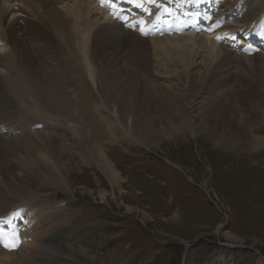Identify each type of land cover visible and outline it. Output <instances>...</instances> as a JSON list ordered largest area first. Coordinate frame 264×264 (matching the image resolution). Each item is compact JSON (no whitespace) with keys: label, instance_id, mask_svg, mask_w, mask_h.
<instances>
[{"label":"rangeland","instance_id":"374dc122","mask_svg":"<svg viewBox=\"0 0 264 264\" xmlns=\"http://www.w3.org/2000/svg\"><path fill=\"white\" fill-rule=\"evenodd\" d=\"M211 1L205 7L215 3L220 6L225 2L228 3L226 6H231L235 2L228 12H233L234 19L240 18L236 16L242 7L235 5L246 7L241 11L249 8L246 0ZM224 9L218 7L217 14H224ZM23 16L18 15V18ZM134 20H131L132 24ZM120 26L128 34L125 25ZM144 34L138 36L149 37ZM230 47L232 45L227 44L228 51L234 56L251 58L254 55L256 61L264 63L260 49L247 51ZM127 55V49H124L118 56L123 70ZM130 67L126 68L127 72L135 74ZM102 68H106L104 64ZM104 71L108 79L110 73ZM202 75V68L196 66L190 68L187 83L180 81L177 84L175 77L143 76L147 87L161 85L160 91L174 90L175 97L178 94L177 99L189 114L190 123L183 128L173 119L175 112H169L167 108H155L143 126L140 123L142 109L135 116L133 109L128 113L115 112L117 105L111 100L110 111L113 110L116 118L119 115V126L123 127L115 128L111 133L99 117L101 112L93 110L89 125L93 141L101 144L107 159L123 179L114 187L86 147L81 155L78 148L62 146L54 156L56 161L54 158L50 161L47 154L39 152L40 149L29 151V148L16 145L0 149V164L14 166L3 172L6 181L0 175V186L8 189L7 185H16L15 180L21 187L24 183L30 184L31 192L36 196L33 194V200L27 199L25 203L31 209H35V203L39 204L41 208L35 215L40 216L49 207L46 214L65 225L66 232L58 241L73 250L65 264H261L260 261H264V147L255 150L235 140L229 146L218 144L215 137L229 131L228 127L214 128L202 120L207 109L221 106L219 103L215 106L214 101L223 100L228 86L220 85L200 92L198 85ZM251 75L250 67L241 66L236 60L222 73L224 78L233 80L243 77L252 81ZM253 84L257 91H263L264 85ZM233 103L235 123L242 131L264 137L263 97ZM22 127L23 131H33ZM231 131L236 132L235 129ZM214 132L217 133L215 136ZM20 135L0 133V144L7 137L16 140ZM30 157L38 162L43 160L41 163L54 170L51 168L52 171L46 174L27 171L23 161ZM101 193H104L103 198ZM24 201L16 203L17 206L14 204L12 210L19 211L21 217L13 226L6 218L11 210L0 213L4 233L19 236L23 228L30 226L31 222L25 221ZM226 231L237 236V240L225 238L222 234ZM21 242L20 236L13 242L7 241L9 252L15 251ZM81 248L85 251L81 252ZM9 257L6 264L11 263ZM49 260L46 264H53Z\"/></svg>","mask_w":264,"mask_h":264},{"label":"bare ground","instance_id":"6f19581e","mask_svg":"<svg viewBox=\"0 0 264 264\" xmlns=\"http://www.w3.org/2000/svg\"><path fill=\"white\" fill-rule=\"evenodd\" d=\"M96 2L97 0H0V133L21 134L16 140L7 137L0 144V149L12 148L11 145L24 146L29 151L40 149L39 152L47 154L51 161L62 146L78 148L81 155L85 153L86 147L114 187L121 184L123 179L107 159L101 144L93 141L95 139L89 128L93 110L101 112L99 117L111 133L115 132V128L123 129L119 126V115L116 118L113 110L110 111L113 105H117L115 112L128 113L133 109L134 116L142 109L143 118L140 123L143 126L148 123V114L153 113L155 108H167L169 112H175L173 119L183 128L190 123L189 114L177 99L178 94L175 97L174 90L160 91L161 85L147 87V82L143 83V76L175 77L177 84L180 81L187 83L190 68L196 66L203 70L200 85L195 84L200 87V92L220 85L228 86L223 100L214 101L215 106L218 103L221 106L218 108L217 105L214 109L211 106L202 120V123L214 128L228 127L229 131L215 137L218 144L229 146L235 140L242 146L255 150L264 147L263 136L242 131L241 126L235 123V108L233 109V101L264 99V89L257 91L253 84L257 82L263 87L264 63L256 61L254 55L251 58L234 56L227 49V44L233 45L239 34L250 35L252 38L251 34L257 32L256 29L264 45V0H246L249 8L241 11L244 9L241 7L236 16L240 17L238 20L233 18V12L228 13L235 2L231 6H226L228 3L225 2L220 6L215 3L205 7L212 1L156 0L153 4L148 0H136L141 7L128 3L129 6L124 9L135 11V15L130 14L126 21L108 17L105 13L107 6L100 7ZM14 6L18 8L14 9ZM218 7H225L224 14H217ZM18 15L32 19L24 16V19H20ZM200 16L204 20L201 24L195 27L187 24H194ZM155 17L157 21L162 18L164 24L170 22L172 26L164 31L156 30L158 27ZM133 19L140 31L149 35L148 38L139 37L130 31L127 34L121 28L120 25L128 26ZM180 23H184L186 28L182 29ZM260 47L264 58V46ZM124 49H127L128 55L123 70L118 56ZM138 58L141 59L137 60ZM43 60L47 62L45 65L41 62ZM235 60L241 66L250 67L252 81L243 77L233 80L222 76L226 67ZM103 64L106 67L104 69L110 73L108 79L104 76ZM129 65L135 74L127 72ZM173 71L175 74H172ZM115 90L119 93H114ZM22 125L33 131H23ZM232 129L236 132L231 131ZM213 134L215 136L217 133ZM23 162L27 171L35 174L37 171L46 174L52 168L41 163L43 160L38 162L31 157ZM11 167H14L13 164H0L3 181H6L3 172ZM15 181L17 186L7 185L8 189L0 186V210L4 209L0 213L6 214L11 210L6 218H9L8 222L13 226L21 215L19 211L15 213L12 209L16 203H22L25 199L22 204L26 208L25 221L31 224L20 231L22 242L15 247V251L9 252L6 243L15 241L19 236L0 232V264H6L9 256L10 264H46L49 259L53 260H49L53 264H65L73 253L72 248H67L58 241L66 232L65 225L46 214L49 207L37 217L35 214L41 208L39 204L35 203V209H31L25 203L27 199L33 200L34 193L31 192L30 184L24 183V187H21ZM103 196L104 193H101V198ZM222 235L227 239L237 240V236L230 232H223ZM81 249V252L85 251ZM260 263L264 264V261Z\"/></svg>","mask_w":264,"mask_h":264},{"label":"snow or ice","instance_id":"6c2138e0","mask_svg":"<svg viewBox=\"0 0 264 264\" xmlns=\"http://www.w3.org/2000/svg\"><path fill=\"white\" fill-rule=\"evenodd\" d=\"M148 2L155 4L156 0H148ZM161 2H162V0H161ZM128 3L132 4L134 7H141V5L136 2V0H128ZM218 39H219V37H218ZM2 231H3V225H0V232H2Z\"/></svg>","mask_w":264,"mask_h":264}]
</instances>
